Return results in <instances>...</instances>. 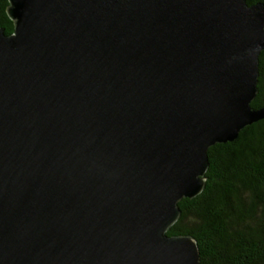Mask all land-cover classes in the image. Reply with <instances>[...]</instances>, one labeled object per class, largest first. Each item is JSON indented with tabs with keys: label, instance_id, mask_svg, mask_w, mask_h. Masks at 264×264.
<instances>
[{
	"label": "water",
	"instance_id": "1",
	"mask_svg": "<svg viewBox=\"0 0 264 264\" xmlns=\"http://www.w3.org/2000/svg\"><path fill=\"white\" fill-rule=\"evenodd\" d=\"M0 28V264H199L168 236L207 150L254 109L264 7L8 0Z\"/></svg>",
	"mask_w": 264,
	"mask_h": 264
},
{
	"label": "trees",
	"instance_id": "2",
	"mask_svg": "<svg viewBox=\"0 0 264 264\" xmlns=\"http://www.w3.org/2000/svg\"><path fill=\"white\" fill-rule=\"evenodd\" d=\"M248 4L264 0H246ZM8 0H0V28L14 21ZM254 109L264 108V50L259 55ZM209 166L201 192L182 198L178 219L166 235L192 237L199 264H264V119L243 127L238 137L207 150Z\"/></svg>",
	"mask_w": 264,
	"mask_h": 264
}]
</instances>
